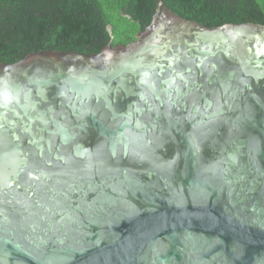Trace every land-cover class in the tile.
Returning a JSON list of instances; mask_svg holds the SVG:
<instances>
[{
    "label": "water",
    "instance_id": "95a60500",
    "mask_svg": "<svg viewBox=\"0 0 264 264\" xmlns=\"http://www.w3.org/2000/svg\"><path fill=\"white\" fill-rule=\"evenodd\" d=\"M154 1L128 44L66 53L81 68L53 50L0 63V135L37 123L69 145L91 129L110 157L92 162V148L75 143L74 168L37 169L20 184L23 203L0 207V264H264V24L209 27ZM123 91L141 106L115 112ZM91 99L122 119L110 127L83 105ZM146 109L165 140L160 159L116 163L121 147L130 152L125 131H147ZM68 117L80 119L73 132Z\"/></svg>",
    "mask_w": 264,
    "mask_h": 264
},
{
    "label": "trees",
    "instance_id": "16d2710c",
    "mask_svg": "<svg viewBox=\"0 0 264 264\" xmlns=\"http://www.w3.org/2000/svg\"><path fill=\"white\" fill-rule=\"evenodd\" d=\"M205 26L264 24V0H163ZM154 0H0V63L52 49L97 52L126 44L147 26Z\"/></svg>",
    "mask_w": 264,
    "mask_h": 264
},
{
    "label": "flooded vegetation",
    "instance_id": "af4514ba",
    "mask_svg": "<svg viewBox=\"0 0 264 264\" xmlns=\"http://www.w3.org/2000/svg\"><path fill=\"white\" fill-rule=\"evenodd\" d=\"M134 39H136V36ZM118 45L120 44L106 46L115 47ZM53 51L59 52L55 54V56H57L58 58L55 59L56 62L64 61L65 65H77L78 67H80L79 65L83 66L80 63L81 61L75 57L66 56V53L77 52L83 55L96 56L100 55L102 52L101 50L97 52H81L76 50ZM62 58H64V60ZM132 83H134V80H132ZM133 100H135L137 103L136 107L141 106L142 102L136 96H126V93L124 91L119 92L115 96V112L125 110L127 105L130 104ZM83 105L97 109L100 112L103 121L110 127H114L122 119L114 116V113L111 112L110 109L105 107V103L102 100L95 102L94 99H91L89 100L88 104ZM147 109L143 111L141 116H139L140 125L142 126L143 124H146L148 126L147 131H138L134 128L127 129L125 131V136H127V138L130 140V152L127 158L124 159V153L121 147L119 150V154L116 157L118 159L115 160L116 163H125L131 167L138 168L141 164L148 163L149 160L154 161V159H152L151 157L158 156L157 160L160 159L161 155L157 153L154 154V152L160 151V149L163 148L162 143H164L165 140L162 136H159V131L156 132L154 130H150L152 119L151 112ZM132 111L133 110L131 109V112ZM7 115L11 117L13 116V113L9 111ZM59 115L60 114H56V117H59ZM79 120V117H68L64 120H61V122L63 125L73 127L77 122H79ZM130 122H134L133 116L130 117ZM74 128L75 127L71 128L72 132ZM15 131L17 134L16 139L14 138V136H7L6 133L0 135V184L4 183L7 178H11L14 180L13 185L7 190V192L5 188H2L0 186V207L5 206L6 204H10L9 198L11 196H13V202L15 204L23 203V200L21 198V192L23 191V189L20 187V184H22L23 187H27L30 183L34 182L33 176L38 174L39 172L37 169L43 172L53 171L54 173H59L64 171L67 172L71 167L74 168L72 166L71 159H74L73 145L75 143L84 142L87 148H92V162L102 161L105 158H110L106 152L105 140L91 129H85L84 131L78 130L79 134L77 135L76 140L69 145L62 144L57 134H49L47 132L39 133L37 123H33L29 127H23L22 123L19 122V124L15 128ZM39 136H41L42 139L40 142H38ZM47 140H49V143H47ZM41 142L43 145L42 155H40L37 148V146ZM55 155L64 156L62 157L63 161L62 159L61 162L55 160ZM23 159L26 160L23 161ZM47 161H53V166H47ZM2 200L5 201L4 204H2Z\"/></svg>",
    "mask_w": 264,
    "mask_h": 264
}]
</instances>
